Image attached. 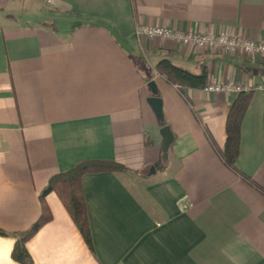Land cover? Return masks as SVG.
I'll list each match as a JSON object with an SVG mask.
<instances>
[{"label":"crops","instance_id":"0c3cea01","mask_svg":"<svg viewBox=\"0 0 264 264\" xmlns=\"http://www.w3.org/2000/svg\"><path fill=\"white\" fill-rule=\"evenodd\" d=\"M136 25L264 40V0H0V228L36 219L52 174L107 159L127 170L80 179L90 246L50 191L30 264H264V59L138 39ZM164 58L250 85L236 171L220 153L237 93L181 92L156 71ZM150 79L173 133L165 162ZM15 239L0 234V264H19Z\"/></svg>","mask_w":264,"mask_h":264},{"label":"trees","instance_id":"16d2710c","mask_svg":"<svg viewBox=\"0 0 264 264\" xmlns=\"http://www.w3.org/2000/svg\"><path fill=\"white\" fill-rule=\"evenodd\" d=\"M155 69L167 82L174 84L181 92L186 89H201L207 83V71L204 66L200 73H193L164 58L156 62ZM250 90L237 92L226 117V136L220 155L223 162L235 171V160L238 154L240 138V122L249 103ZM158 122L160 126L167 124L164 119ZM125 170L127 168L123 164L114 160L82 159L70 168L52 174L39 193L40 211L36 219L26 229L21 231L9 232L0 228L1 235L11 234L16 238L11 249V257L19 264L31 263L32 259L25 243L44 223L52 218L50 209L45 201V195L50 191H54L57 194L85 242L90 246L89 228L80 186L81 176L87 172H118Z\"/></svg>","mask_w":264,"mask_h":264},{"label":"built area","instance_id":"2783aa9c","mask_svg":"<svg viewBox=\"0 0 264 264\" xmlns=\"http://www.w3.org/2000/svg\"><path fill=\"white\" fill-rule=\"evenodd\" d=\"M46 1L50 2L51 0ZM134 33L138 39L159 36L179 42L182 45L218 48L223 52L240 49L250 60L264 59V40L245 37L235 32L223 30L215 32L185 31L161 25H136ZM257 86L264 89V80L260 81ZM203 89L205 91L237 93L241 90H249L250 85L234 81H220L206 83Z\"/></svg>","mask_w":264,"mask_h":264},{"label":"water","instance_id":"95a60500","mask_svg":"<svg viewBox=\"0 0 264 264\" xmlns=\"http://www.w3.org/2000/svg\"><path fill=\"white\" fill-rule=\"evenodd\" d=\"M147 86L149 87L150 95L147 97V101L151 106L156 118L158 121L163 120V112H162V104L161 98L158 95L157 87L153 79H150L147 82ZM159 133L162 138L161 142V160L165 162L168 157V148L173 140V133L171 132L170 126L168 124H164L160 126Z\"/></svg>","mask_w":264,"mask_h":264}]
</instances>
